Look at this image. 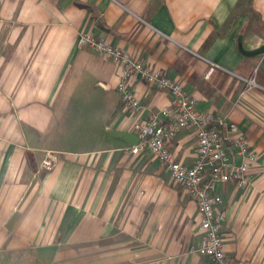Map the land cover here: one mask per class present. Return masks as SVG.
Segmentation results:
<instances>
[{"label": "crops", "instance_id": "0c3cea01", "mask_svg": "<svg viewBox=\"0 0 264 264\" xmlns=\"http://www.w3.org/2000/svg\"><path fill=\"white\" fill-rule=\"evenodd\" d=\"M85 30L246 134L251 184L215 189L229 264H264V0H0V264H213L194 201L158 159L129 151L133 120L163 119L169 92L131 79L141 109L127 115L118 65L77 45ZM169 147L193 161L191 131Z\"/></svg>", "mask_w": 264, "mask_h": 264}, {"label": "built area", "instance_id": "2783aa9c", "mask_svg": "<svg viewBox=\"0 0 264 264\" xmlns=\"http://www.w3.org/2000/svg\"><path fill=\"white\" fill-rule=\"evenodd\" d=\"M77 45L88 46L118 65L115 89L127 115L138 116L141 109L140 100L130 87L131 79H140L153 88L169 92L171 99L161 109L163 119L154 113L133 120L131 128L138 142L129 151L133 154L148 152L163 164L170 179L196 204L199 253L213 264H229L224 251L222 199L215 188L224 182H232L241 189L251 184L259 154L250 146L246 134L226 117L210 110H198L196 98L188 93L182 82L97 38L91 31L80 32ZM246 82L242 93L255 85L253 78ZM181 130L191 131L195 138V156L190 164L175 160L170 151L171 141ZM42 166L52 168L51 155L43 159Z\"/></svg>", "mask_w": 264, "mask_h": 264}, {"label": "rangeland", "instance_id": "374dc122", "mask_svg": "<svg viewBox=\"0 0 264 264\" xmlns=\"http://www.w3.org/2000/svg\"><path fill=\"white\" fill-rule=\"evenodd\" d=\"M169 179H170V177H169ZM170 181H171V183H172L173 185H178L177 183H175V182L172 181L171 179H170Z\"/></svg>", "mask_w": 264, "mask_h": 264}, {"label": "water", "instance_id": "95a60500", "mask_svg": "<svg viewBox=\"0 0 264 264\" xmlns=\"http://www.w3.org/2000/svg\"><path fill=\"white\" fill-rule=\"evenodd\" d=\"M133 135L135 136L136 143H137V142H138V138H137V136H136L135 134H133ZM136 143H135V144H136Z\"/></svg>", "mask_w": 264, "mask_h": 264}]
</instances>
